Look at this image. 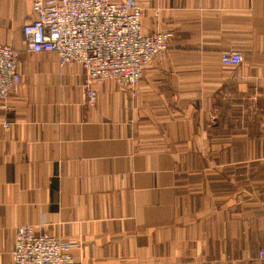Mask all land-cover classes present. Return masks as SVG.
<instances>
[{"label": "crops", "instance_id": "obj_1", "mask_svg": "<svg viewBox=\"0 0 264 264\" xmlns=\"http://www.w3.org/2000/svg\"><path fill=\"white\" fill-rule=\"evenodd\" d=\"M138 3L145 35L174 38L88 107L82 65L28 51L33 0H0L21 76L0 111V264L27 225L77 264H264V0Z\"/></svg>", "mask_w": 264, "mask_h": 264}, {"label": "built area", "instance_id": "obj_2", "mask_svg": "<svg viewBox=\"0 0 264 264\" xmlns=\"http://www.w3.org/2000/svg\"><path fill=\"white\" fill-rule=\"evenodd\" d=\"M35 18L23 27L31 53H55L62 66L82 65L87 72L85 100L95 107V85L110 80L133 89L143 78L144 69L163 57L174 35L159 32L145 35L143 9L138 0H33ZM19 52L0 44V111L8 113L10 96L17 92L21 76ZM224 65L239 66L243 55L221 53ZM11 127L10 122L4 123ZM43 228V227H42ZM75 243L65 242L34 227L16 230L12 264H77L71 253ZM259 258L264 261V250Z\"/></svg>", "mask_w": 264, "mask_h": 264}]
</instances>
